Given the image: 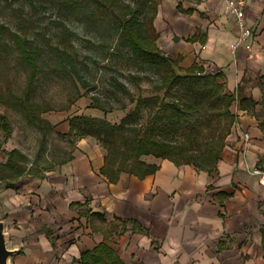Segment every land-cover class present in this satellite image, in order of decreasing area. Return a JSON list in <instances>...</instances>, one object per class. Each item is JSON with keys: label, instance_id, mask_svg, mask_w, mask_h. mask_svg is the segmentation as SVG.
I'll list each match as a JSON object with an SVG mask.
<instances>
[{"label": "crops", "instance_id": "obj_1", "mask_svg": "<svg viewBox=\"0 0 264 264\" xmlns=\"http://www.w3.org/2000/svg\"><path fill=\"white\" fill-rule=\"evenodd\" d=\"M245 18L252 35L235 49L239 28L223 0H160L154 18L162 51L220 71L235 96L216 168L149 156L159 165L154 173L123 172L111 182L100 172L103 148L78 142L74 156L43 177L18 188L0 182V219L18 248L9 264H79L80 253L102 240L128 264H264V0H249ZM5 142L0 161L15 147ZM88 209L127 229L79 214ZM134 222L146 233L133 231Z\"/></svg>", "mask_w": 264, "mask_h": 264}, {"label": "trees", "instance_id": "obj_2", "mask_svg": "<svg viewBox=\"0 0 264 264\" xmlns=\"http://www.w3.org/2000/svg\"><path fill=\"white\" fill-rule=\"evenodd\" d=\"M27 1L33 9L49 4L56 6L61 13L76 11L81 7L77 0ZM122 1L117 20L109 22L107 27L116 31L117 44L126 48L132 63L146 65L158 73V81L154 85L157 93L146 96L138 94L133 97L124 82L116 78L115 85L110 88L109 93L111 96H116L119 90L130 93L131 101H134L132 110L118 121H111L106 116L107 111L115 107L111 104V98L106 97L108 106L104 107L99 101V96L92 94L89 107L96 108L103 114H74L69 117L68 130L63 134L78 137L93 136L104 150V161L100 172L111 182L117 181L123 172L136 175L138 178L154 173L159 165L146 160L149 156L169 159L176 165L192 164L197 169L213 171L225 144V137L235 119V114L230 110L235 98L234 94L224 89L220 71L203 72V66L197 63L191 64L183 71H176L181 56L172 57L162 51L156 42L158 31L154 25V18L160 0ZM22 21L20 29L23 34L0 22V73H3L14 50L17 52L18 60L26 65L29 71L23 94L21 96L15 94L8 82L5 84L8 96L4 97L0 94V100L19 111L29 125L46 134L54 131V125L41 114L51 107L48 104L40 105L30 99L32 86L40 68L36 62L38 50L25 36L32 22L26 17H22ZM53 23L59 25L64 38L80 37L62 18L53 19ZM41 36L45 37L43 34ZM45 40L48 41V38L45 37ZM49 48L62 62L63 72L77 78L83 86L88 84L77 71L76 58L72 54L56 45L49 44ZM121 75L124 76L122 73ZM138 77L137 73L129 74L131 80L136 81ZM260 87L264 102V77ZM203 99L212 103L210 115H206L203 110ZM243 101L244 99L241 100ZM123 107L124 105L117 106V108ZM143 109L148 113L147 118L145 122L137 121L134 127L130 118L133 114L139 117ZM0 129L3 132V139H8L12 128L3 113H0ZM39 144L42 148L43 139ZM76 148L67 150L59 147L65 156L54 157L48 165L40 166L39 153L30 160L22 150L13 147L6 152L5 160L0 161V182H4L8 187H21L29 178L43 177L44 170L71 159ZM77 205L80 204L70 203L69 206L74 208ZM78 211L79 214L86 212L90 218L98 217L110 229H118L119 232L127 229L124 220L120 219L117 222L114 218L107 221L99 212L89 209ZM131 229L146 233V230L136 226L135 222L132 223ZM262 234L264 244V229ZM109 236L107 228L103 238ZM76 260L79 264H128L104 240L93 248L82 251Z\"/></svg>", "mask_w": 264, "mask_h": 264}, {"label": "rangeland", "instance_id": "obj_3", "mask_svg": "<svg viewBox=\"0 0 264 264\" xmlns=\"http://www.w3.org/2000/svg\"><path fill=\"white\" fill-rule=\"evenodd\" d=\"M77 1L81 4L78 10L61 13L54 5L47 4L33 9L27 0H0V22L21 34H23L20 29L23 23L22 17L32 22L25 36L38 50L36 62L40 71L33 83L30 99L40 105L48 104L51 107L41 116L54 125V131L42 134L36 127L29 125L19 111L0 100V113L6 116L12 128L7 140L3 139V132L0 129V144L6 141V146L14 145L27 154L30 160L39 153L40 166L48 165L54 157L65 156L59 147L69 150L77 147L78 142L83 144V140H89L88 143L91 142V145L98 144L93 136L78 137L63 134L67 130L68 119L72 115L103 114L100 110L89 107L92 94L99 96V101L104 107L108 106L106 97L111 98V104L115 107L108 110L106 114L111 121H118L132 110L134 101H131L130 93L119 90L116 96L110 95L109 90L115 85L116 78L124 82L133 97L138 94L146 96L157 93L154 85L158 81V73L146 65L132 63L126 48L117 44L116 31L107 27L109 22L117 20L123 1ZM56 18H62L80 37L64 38L59 25L53 23V19ZM41 34L45 35L48 41ZM49 44L58 46L76 58V69L87 80L86 86L81 85L77 78L61 70L63 64L49 48ZM16 54L14 50L3 73H0V94L4 97L8 96L6 83L9 82L11 90L19 96L23 94L26 84L29 71L27 66L18 60ZM178 66V68L175 67L177 72L188 67L182 61L178 63ZM203 68V72H210L206 67ZM132 72L139 74L136 81L129 78ZM120 105L124 107L117 108ZM202 105L206 115H210L211 101L206 102L203 99ZM147 114L145 109L141 111L139 117L133 114L130 118L133 126L135 127L137 121L145 122ZM211 119L214 121L212 115ZM41 139L44 141L42 148L39 144ZM8 245H12L10 236Z\"/></svg>", "mask_w": 264, "mask_h": 264}, {"label": "built area", "instance_id": "obj_4", "mask_svg": "<svg viewBox=\"0 0 264 264\" xmlns=\"http://www.w3.org/2000/svg\"><path fill=\"white\" fill-rule=\"evenodd\" d=\"M226 12L233 18L236 22L239 32L237 35L236 41L231 45L233 49L243 45L244 42L252 35V29L246 22L245 18V9L249 0H223ZM244 135L247 136V132H244ZM254 173H262L258 168L253 169ZM262 183L264 181L261 180Z\"/></svg>", "mask_w": 264, "mask_h": 264}, {"label": "water", "instance_id": "obj_5", "mask_svg": "<svg viewBox=\"0 0 264 264\" xmlns=\"http://www.w3.org/2000/svg\"><path fill=\"white\" fill-rule=\"evenodd\" d=\"M9 233L0 219V264H9V259L18 251L17 247L8 245Z\"/></svg>", "mask_w": 264, "mask_h": 264}]
</instances>
